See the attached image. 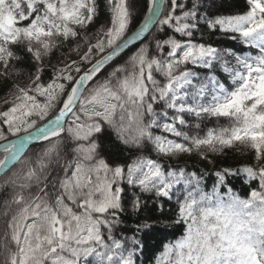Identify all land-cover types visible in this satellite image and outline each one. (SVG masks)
<instances>
[{
    "label": "snow or ice",
    "instance_id": "snow-or-ice-1",
    "mask_svg": "<svg viewBox=\"0 0 264 264\" xmlns=\"http://www.w3.org/2000/svg\"><path fill=\"white\" fill-rule=\"evenodd\" d=\"M227 5L0 0V264H143L169 228L150 264H264V0ZM229 150L210 188L151 155Z\"/></svg>",
    "mask_w": 264,
    "mask_h": 264
},
{
    "label": "trees",
    "instance_id": "trees-1",
    "mask_svg": "<svg viewBox=\"0 0 264 264\" xmlns=\"http://www.w3.org/2000/svg\"><path fill=\"white\" fill-rule=\"evenodd\" d=\"M134 13H133V20L130 25V31H134L139 24L143 20V16L146 14V0H132ZM245 8V0H228L227 10L229 11H242ZM108 17L107 14L103 10V0H101V15L97 19L95 25H93V30L101 24L106 23ZM212 42H220L225 47H232L234 46L232 42L223 40L219 34H215L211 37ZM7 91L6 86H0V103H2V98L4 97L5 92ZM215 124L214 121H205L204 127L210 128L213 127ZM40 145H32L31 150H38ZM107 154V153H105ZM2 155V154H0ZM131 154H125L121 156L120 159L123 161L127 159L128 156ZM152 158L158 159L159 162L165 167L169 169H177L183 168L189 172H200L203 173L204 182L210 188L215 177L214 172L215 170L223 167H239L242 164L248 163L249 159L240 153L236 152L235 150H229L223 155H214L210 156L213 163L208 164L202 161L196 155H184L182 158H173L168 159L167 157H157L155 153H152ZM232 185L237 191H240L243 194V191H246V185H242L240 179H233L231 181ZM175 208V198H173L172 202H165L164 203V213L171 214L170 210H174ZM148 210L154 214L159 215V209L155 206L151 200L148 201ZM129 224L133 223L134 220L129 218ZM178 235H180L179 229L169 228L166 230H159L156 231L144 238L145 241V249L144 254L141 257L143 260V264H150L151 258L153 254L160 249L161 245L168 240L175 239Z\"/></svg>",
    "mask_w": 264,
    "mask_h": 264
}]
</instances>
